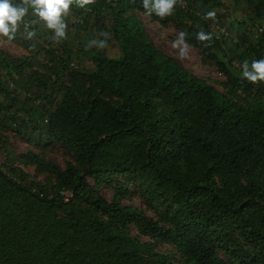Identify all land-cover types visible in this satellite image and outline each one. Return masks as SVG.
Masks as SVG:
<instances>
[{"label":"trees","instance_id":"obj_1","mask_svg":"<svg viewBox=\"0 0 264 264\" xmlns=\"http://www.w3.org/2000/svg\"><path fill=\"white\" fill-rule=\"evenodd\" d=\"M139 11L142 0L73 4L57 43L29 10L11 41L26 54L0 48V264H182L161 240L183 264H264V82L241 75L264 59V0H176L170 16L146 14L184 32L226 92L159 48ZM101 32L106 47H89ZM1 128L60 144L76 163L18 153ZM118 176L119 195L139 185L166 219L105 198L97 184Z\"/></svg>","mask_w":264,"mask_h":264},{"label":"rangeland","instance_id":"obj_2","mask_svg":"<svg viewBox=\"0 0 264 264\" xmlns=\"http://www.w3.org/2000/svg\"><path fill=\"white\" fill-rule=\"evenodd\" d=\"M138 15L143 20L152 40L159 48H161L167 54L177 58L181 65L188 71L200 78L206 79L217 90L221 92L227 91V78L221 74L214 64L204 60V56L198 48L187 43L189 45L187 52L184 56H181L180 49L172 47V41L175 40L180 33L178 28L173 23H168L167 26H163L158 22L152 21L149 16L140 11L138 12ZM0 48L17 57L26 54V51L21 47L3 37H0ZM1 131L3 135L14 145L18 153L34 152L39 156L58 164L62 168H65L67 162L69 161L76 163L72 152L60 144L48 143L39 146L29 145L24 138L16 135L10 129L1 128ZM4 159L5 157L2 153L0 155V163L4 162ZM16 165L27 172L32 178L43 183H50L54 180L49 173L40 170L36 163L25 158L17 160ZM91 183H94V181L91 180ZM123 184L124 182L122 178L118 176L97 185L99 187L100 193L108 200H112L116 195L123 204L136 206L142 209L148 216H151L152 218L160 220L166 219L165 207L162 206L159 209L158 205L148 201L142 195L139 185H134L131 187L128 190L127 196L123 197L119 195L117 193V189H119V187ZM66 195L70 196V192H66ZM132 232L140 236L136 229L132 228ZM141 238L147 239L146 237ZM156 249L163 252H171L175 256L176 261L183 264L179 252L173 249L171 244L161 240L156 243ZM220 259L225 264H230L223 254H220Z\"/></svg>","mask_w":264,"mask_h":264},{"label":"clouds","instance_id":"obj_3","mask_svg":"<svg viewBox=\"0 0 264 264\" xmlns=\"http://www.w3.org/2000/svg\"><path fill=\"white\" fill-rule=\"evenodd\" d=\"M93 3V0H0V37L8 41L15 39L18 27L23 22L24 17L29 13L37 17L46 29L52 31L53 39L59 43L66 37L67 23L65 17L68 16L70 6L75 4L78 8H85ZM145 13L149 16L155 15L160 18L172 15L176 0H142ZM214 11L207 12L205 19H214ZM35 22V21H34ZM27 25L25 28L27 30ZM34 32H28L31 39ZM100 36L104 39H93L89 42V47L96 46L103 49L106 47L108 33L101 32ZM185 33L180 32L175 40L172 41L173 48H179L181 56L187 52L189 45L185 39ZM199 41L211 40V35L200 31L196 34ZM242 77L255 84L264 82V59L253 60L251 64L245 61L241 65Z\"/></svg>","mask_w":264,"mask_h":264}]
</instances>
